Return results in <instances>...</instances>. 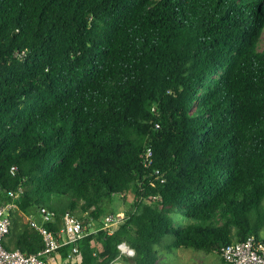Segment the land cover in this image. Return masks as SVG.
I'll return each instance as SVG.
<instances>
[{
	"label": "trees",
	"instance_id": "trees-1",
	"mask_svg": "<svg viewBox=\"0 0 264 264\" xmlns=\"http://www.w3.org/2000/svg\"><path fill=\"white\" fill-rule=\"evenodd\" d=\"M263 36L264 0H0V201L23 189L6 246L37 252L34 222L58 232L67 210L101 226L130 189L113 233L53 255L264 240Z\"/></svg>",
	"mask_w": 264,
	"mask_h": 264
},
{
	"label": "built area",
	"instance_id": "built-area-1",
	"mask_svg": "<svg viewBox=\"0 0 264 264\" xmlns=\"http://www.w3.org/2000/svg\"><path fill=\"white\" fill-rule=\"evenodd\" d=\"M152 155L151 148L148 149V156ZM157 174L160 175L158 169ZM165 178H162L164 181ZM20 191H10V200L0 201V264H54L50 257L61 247L70 245L71 252L69 256L79 251V241L86 236L96 233L100 229H106L113 233L115 229L125 219V214L109 212L103 220L101 226L94 225L93 222H85L71 210L64 214V223L62 228L56 232L44 225L34 222L35 226L43 235L44 247L37 252H26L20 248H9L5 244L7 235L10 233L13 225V212L19 207L17 199L20 197ZM42 212L47 218L51 216L47 208H42ZM29 220H33L31 214ZM120 256L134 257L137 252L126 240L118 244ZM222 257L232 264H264V240L256 235L249 236L244 241H237L225 244L221 248ZM112 264V263H109Z\"/></svg>",
	"mask_w": 264,
	"mask_h": 264
},
{
	"label": "rangeland",
	"instance_id": "rangeland-1",
	"mask_svg": "<svg viewBox=\"0 0 264 264\" xmlns=\"http://www.w3.org/2000/svg\"><path fill=\"white\" fill-rule=\"evenodd\" d=\"M260 46L264 49V36L261 40ZM134 199V192L132 189L129 190V197L124 199L121 194H115L114 197L104 204V212L102 213L103 220L105 219L108 211H114L120 214H125L129 208H131V203ZM26 221L29 220L28 216H24ZM179 222L185 221V218H178ZM94 225H97L94 221ZM262 235L264 236V228L262 230ZM172 239L171 235L164 238L163 245L159 248L162 253V261H167L170 264H232L226 262L222 259V255L219 252H207L205 250L196 248H176L169 249L165 246L167 242Z\"/></svg>",
	"mask_w": 264,
	"mask_h": 264
},
{
	"label": "crops",
	"instance_id": "crops-1",
	"mask_svg": "<svg viewBox=\"0 0 264 264\" xmlns=\"http://www.w3.org/2000/svg\"><path fill=\"white\" fill-rule=\"evenodd\" d=\"M50 260L54 263V264H63L64 261L63 259L59 256V255H52L50 257Z\"/></svg>",
	"mask_w": 264,
	"mask_h": 264
}]
</instances>
